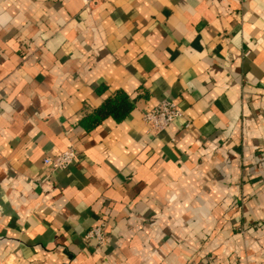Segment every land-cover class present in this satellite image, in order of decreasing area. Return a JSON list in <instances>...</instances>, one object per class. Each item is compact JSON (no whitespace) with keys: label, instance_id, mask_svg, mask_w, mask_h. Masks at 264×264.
<instances>
[{"label":"crops","instance_id":"obj_1","mask_svg":"<svg viewBox=\"0 0 264 264\" xmlns=\"http://www.w3.org/2000/svg\"><path fill=\"white\" fill-rule=\"evenodd\" d=\"M0 264H264V0H0Z\"/></svg>","mask_w":264,"mask_h":264},{"label":"built area","instance_id":"obj_2","mask_svg":"<svg viewBox=\"0 0 264 264\" xmlns=\"http://www.w3.org/2000/svg\"><path fill=\"white\" fill-rule=\"evenodd\" d=\"M212 1V0H208ZM182 116L179 106L172 100H164L154 108L143 113V120L152 132H160L168 128L176 119ZM77 158V151L74 148H67L57 156H46L44 165L51 171L64 170ZM87 238L96 240L99 246L107 242L105 224L93 226L86 234Z\"/></svg>","mask_w":264,"mask_h":264},{"label":"trees","instance_id":"obj_3","mask_svg":"<svg viewBox=\"0 0 264 264\" xmlns=\"http://www.w3.org/2000/svg\"><path fill=\"white\" fill-rule=\"evenodd\" d=\"M130 109L131 105L127 102L126 95L119 92L116 97L107 99L100 108L95 110L89 120L99 122L108 116L120 120Z\"/></svg>","mask_w":264,"mask_h":264}]
</instances>
